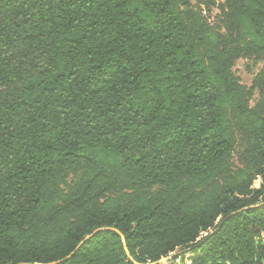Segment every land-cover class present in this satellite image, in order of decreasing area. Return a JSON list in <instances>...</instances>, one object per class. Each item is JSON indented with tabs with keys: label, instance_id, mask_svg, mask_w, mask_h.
Returning a JSON list of instances; mask_svg holds the SVG:
<instances>
[{
	"label": "trees",
	"instance_id": "16d2710c",
	"mask_svg": "<svg viewBox=\"0 0 264 264\" xmlns=\"http://www.w3.org/2000/svg\"><path fill=\"white\" fill-rule=\"evenodd\" d=\"M239 58L264 0H0V264H264Z\"/></svg>",
	"mask_w": 264,
	"mask_h": 264
},
{
	"label": "rangeland",
	"instance_id": "374dc122",
	"mask_svg": "<svg viewBox=\"0 0 264 264\" xmlns=\"http://www.w3.org/2000/svg\"><path fill=\"white\" fill-rule=\"evenodd\" d=\"M218 1L221 2L222 0H218ZM218 13L219 10L214 8L207 15V19L215 31L218 30L222 31L220 24L218 22ZM263 63L264 62L262 60L239 58L234 63L233 72L235 73L236 76L239 77L241 83L249 87L251 86L254 76L262 67ZM257 98H258V92L255 91L250 99V104H253L255 100H257ZM259 184H260V179L259 178L255 179L254 186L258 187ZM162 259L163 260L161 261V264H166L168 261L174 259V257L167 256L166 258H162Z\"/></svg>",
	"mask_w": 264,
	"mask_h": 264
},
{
	"label": "water",
	"instance_id": "95a60500",
	"mask_svg": "<svg viewBox=\"0 0 264 264\" xmlns=\"http://www.w3.org/2000/svg\"><path fill=\"white\" fill-rule=\"evenodd\" d=\"M102 230H112V231H114V232H116V233H118V234H120L121 235V237H122V240L124 241V237H123V235L119 232V230H117L116 228H113V227H99V228H97V229H95L92 233H90V234H88L87 236H85L84 238H83V240L82 241H80V243L77 245V247L74 249V251L77 249V248H79L87 239H89V238H91L94 234H96L97 232H99V231H102ZM73 253V251L68 255V256H66L65 258H68L69 256H71V254ZM177 253H172V254H170L169 255V257H174L175 255H176ZM163 259H160V260H158V261H155V262H153V263H150V264H161V261H162ZM54 262H51V263H45V264H53Z\"/></svg>",
	"mask_w": 264,
	"mask_h": 264
}]
</instances>
